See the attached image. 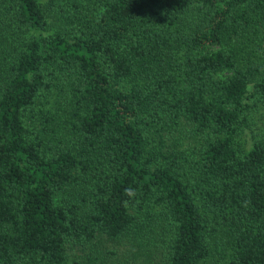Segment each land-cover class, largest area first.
Masks as SVG:
<instances>
[{
	"label": "trees",
	"instance_id": "obj_1",
	"mask_svg": "<svg viewBox=\"0 0 264 264\" xmlns=\"http://www.w3.org/2000/svg\"><path fill=\"white\" fill-rule=\"evenodd\" d=\"M126 253L264 264V0H0V264Z\"/></svg>",
	"mask_w": 264,
	"mask_h": 264
},
{
	"label": "rangeland",
	"instance_id": "obj_2",
	"mask_svg": "<svg viewBox=\"0 0 264 264\" xmlns=\"http://www.w3.org/2000/svg\"><path fill=\"white\" fill-rule=\"evenodd\" d=\"M125 251V248L124 247H121L119 249V252H124ZM120 260L122 261L123 264H145L141 257L135 255V254H128L126 253V255H122L120 254ZM118 256V257H119Z\"/></svg>",
	"mask_w": 264,
	"mask_h": 264
}]
</instances>
